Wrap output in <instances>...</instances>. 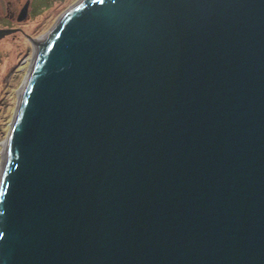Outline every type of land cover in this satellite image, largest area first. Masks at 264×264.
Listing matches in <instances>:
<instances>
[{"label":"water","instance_id":"water-1","mask_svg":"<svg viewBox=\"0 0 264 264\" xmlns=\"http://www.w3.org/2000/svg\"><path fill=\"white\" fill-rule=\"evenodd\" d=\"M63 15L7 146L0 264H264V0Z\"/></svg>","mask_w":264,"mask_h":264},{"label":"rangeland","instance_id":"rangeland-1","mask_svg":"<svg viewBox=\"0 0 264 264\" xmlns=\"http://www.w3.org/2000/svg\"><path fill=\"white\" fill-rule=\"evenodd\" d=\"M45 1L39 0V3L46 5ZM78 1L80 0H66L63 3L54 2L56 8L49 7V5L44 6V8L33 7L30 12V20L39 19L40 15L47 12V23L44 28H48L47 32H49L56 23L57 17ZM35 46L36 44L33 43L32 49L29 41L23 38L0 42V177L3 161V146L1 143L9 136L11 124L18 108V89L23 84L32 66Z\"/></svg>","mask_w":264,"mask_h":264},{"label":"flooded vegetation","instance_id":"flooded-vegetation-1","mask_svg":"<svg viewBox=\"0 0 264 264\" xmlns=\"http://www.w3.org/2000/svg\"><path fill=\"white\" fill-rule=\"evenodd\" d=\"M65 1L46 0V5H43L39 3V0H0V30L5 32L1 33L0 42L23 38L32 45L33 38L45 34L47 12L40 15L39 19L31 21V9L33 7L44 8L47 5L56 8L54 2L63 3ZM31 48L33 49V46Z\"/></svg>","mask_w":264,"mask_h":264},{"label":"bare ground","instance_id":"bare-ground-1","mask_svg":"<svg viewBox=\"0 0 264 264\" xmlns=\"http://www.w3.org/2000/svg\"><path fill=\"white\" fill-rule=\"evenodd\" d=\"M80 1H78L76 4H78ZM75 4V5H76ZM74 5V6H75ZM73 5L71 6V7H69L63 14L65 15V13H67L71 8H73L74 7ZM62 14V15H63ZM62 15H61V17H62ZM63 15V16H64ZM60 17V18H61ZM59 18V19H60ZM58 19V20H59ZM58 20H57V22H58ZM56 22V23H57ZM56 23L54 24V26L52 27V29L50 30V32H47L45 35H42V36H40V37H38V39H36L35 41H33V43H35L36 44V46H35V52H34V54H33V56H32V66H33V63L35 62V59L37 58V55H38V53L40 52V50H41V48H42V45L46 42V40H47V38L49 37V34L51 33V31L54 29V27H55V25H56ZM30 67V71H29V73H28V75L26 76V78H25V80H24V82H23V84L21 85V87L18 89V105H17V111H16V113H15V118H14V121L16 120V118H17V114H18V109H19V107H20V102H21V100H22V97H23V93H24V90H25V86H26V83H27V80H28V78H29V75H30V73H31V70H32V68L33 67ZM14 121L12 122V124H11V130H10V133L8 134L9 136H8V138L5 140V141H3L1 144H2V146H3V148H2V157H3V161H2V166H1V173H2V169H3V165H4V161H5V156H6V150H7V146H8V143H9V140H10V137H11V133H12V129H13V126H14Z\"/></svg>","mask_w":264,"mask_h":264}]
</instances>
